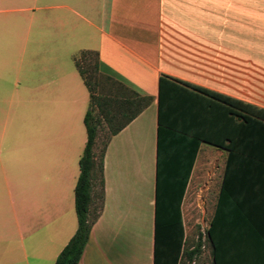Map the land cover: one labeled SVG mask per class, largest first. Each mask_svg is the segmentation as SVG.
Masks as SVG:
<instances>
[{
	"label": "crops",
	"instance_id": "crops-1",
	"mask_svg": "<svg viewBox=\"0 0 264 264\" xmlns=\"http://www.w3.org/2000/svg\"><path fill=\"white\" fill-rule=\"evenodd\" d=\"M33 50L42 52L45 71L34 80ZM82 52L97 53L98 76L113 101L104 114L95 111L104 186L94 181L91 213L100 214L79 264H156L166 251L156 224L162 75L264 109V0H0V264H55L76 233L75 187L91 103L75 62ZM69 56L82 83L64 73ZM144 96L152 98L146 109L137 100ZM33 98L41 100L38 141ZM106 114H118L114 125L121 127L99 154L100 135L111 130ZM205 144L181 205L187 238L185 205L200 168L216 156L225 160L216 211L228 157L210 145L218 150L200 160Z\"/></svg>",
	"mask_w": 264,
	"mask_h": 264
},
{
	"label": "trees",
	"instance_id": "trees-1",
	"mask_svg": "<svg viewBox=\"0 0 264 264\" xmlns=\"http://www.w3.org/2000/svg\"><path fill=\"white\" fill-rule=\"evenodd\" d=\"M88 53L97 58L93 52L81 55ZM81 55L75 62L89 88L91 103L85 116L88 139L79 161L80 175L75 187L78 227L55 264H79L93 222L100 214L98 209L94 216L91 213L94 181L104 186L103 153L97 161L94 152L102 119L95 111L99 108L104 114V108L113 99L105 94L102 79L96 76V81L91 80L99 73L98 61L94 75L87 78L79 63ZM107 80L115 83L110 77ZM137 100L144 109L152 102L150 96ZM139 112L140 108L126 116L121 126ZM108 115L104 118L111 127L109 135H113L121 126L114 125L118 114ZM107 143L108 140L105 147ZM203 143L228 152L218 206L206 230L213 263L264 264V109L167 75L159 80L156 215L157 240L161 236L166 251L156 254V264H192L202 252V233L189 247L181 205ZM162 216L167 217L166 222Z\"/></svg>",
	"mask_w": 264,
	"mask_h": 264
},
{
	"label": "rangeland",
	"instance_id": "rangeland-1",
	"mask_svg": "<svg viewBox=\"0 0 264 264\" xmlns=\"http://www.w3.org/2000/svg\"><path fill=\"white\" fill-rule=\"evenodd\" d=\"M42 57V52L39 50L32 51L31 53V61L32 67L30 68V74L34 78L39 79L41 75L45 72L42 66L40 65ZM68 62L65 64L64 73L69 74V71L76 74L79 81L82 83V78L78 73L76 68L73 56H69ZM97 58L94 54H83L79 58L80 66L85 69L86 77L91 78L93 73V69ZM46 71L53 73V68H46ZM49 72H46L48 74ZM101 73L95 74L94 77L91 78L92 81H96L95 77H99ZM102 77V76H101ZM99 77V78H101ZM21 81L24 82V73L21 75ZM87 100H89L88 92ZM17 112H22V105L23 100H17ZM41 100L39 98H33L32 100V138L33 141H38L40 138L39 132V112H40V105ZM88 108V104L86 106ZM85 108V111H86ZM84 126V125H83ZM109 136V132L104 130L100 135L99 141V154L102 153L104 143L106 142L107 137ZM216 148L205 144L200 152L199 159H206V155L208 151L216 152ZM225 160L223 158H219L216 156L211 164H203V166L198 168L199 174L196 183L194 182L192 194L189 196V199L185 205V213H186V221H187V228H188V236H189V247L194 245L200 233L204 235V243L202 247V252L200 256L193 262L192 264H214L213 257H212V247L207 240L206 230L208 229L209 223L213 217L215 211V203L217 199V194L220 188V183L222 179V173L224 169ZM202 169H204L202 171ZM208 171H211V176L208 174Z\"/></svg>",
	"mask_w": 264,
	"mask_h": 264
}]
</instances>
